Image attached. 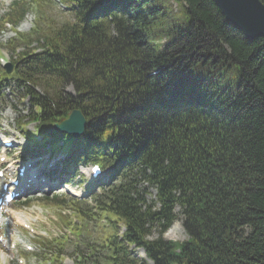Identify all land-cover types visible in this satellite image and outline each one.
<instances>
[{
	"label": "trees",
	"instance_id": "trees-1",
	"mask_svg": "<svg viewBox=\"0 0 264 264\" xmlns=\"http://www.w3.org/2000/svg\"><path fill=\"white\" fill-rule=\"evenodd\" d=\"M47 1L30 0L37 25L20 36L41 50L20 59L21 83L43 92L28 90L30 118L48 131L80 110V139L133 161L156 189V211L127 175L110 192L103 211L125 226L126 242L153 264H264V39L247 40L213 0H61L72 20L60 26L45 17ZM13 7L17 23L29 5ZM175 205L188 240L144 242L177 218ZM108 263L134 264L118 250Z\"/></svg>",
	"mask_w": 264,
	"mask_h": 264
},
{
	"label": "rangeland",
	"instance_id": "rangeland-1",
	"mask_svg": "<svg viewBox=\"0 0 264 264\" xmlns=\"http://www.w3.org/2000/svg\"><path fill=\"white\" fill-rule=\"evenodd\" d=\"M11 0H0V15L4 11V9L10 4ZM175 6V5H174ZM59 8L54 7L53 10L48 11V14H50L52 17H54L57 21L62 22L67 19L66 15L60 14L56 9ZM60 9V8H59ZM31 19V17H27V19ZM26 19V20H27ZM29 19L25 22H23L20 25V30L23 32H26L30 27L27 22ZM32 20V19H31ZM30 20V21H31ZM10 37H12L11 32H7V34H4L2 37H0V44H3L4 41L8 40ZM0 54L2 57V60L6 61L8 60V54L9 52L4 50L0 47ZM25 105L23 104L21 108L25 111ZM27 108V107H26ZM23 111L24 117L26 116V112ZM11 119V124H14L16 120ZM7 121H9L8 117H4ZM22 122H26V120H23ZM28 130L33 131V126L29 125ZM137 181H139V178H135ZM76 182V181H75ZM142 187H144V184H142ZM149 192L151 193L149 198H153V190L150 189ZM48 200V199H47ZM40 206H33L30 208H20L16 209L14 207H11L5 211L6 215L8 217H11L12 220H15L16 218H20V223L22 221H25L29 223L35 230L44 232L49 236L54 235L58 231H60L61 227L66 225L68 220L67 218H63L65 210H61L60 208H57L54 205V203H48V201H40ZM72 217V216H71ZM76 218V217H74ZM72 217V221L76 220ZM92 216H89L88 219L90 220ZM17 222V221H16ZM66 222V224H64ZM75 225L78 227V235L77 239L82 241H86L91 233V238L98 240L102 237V235L98 234L97 230L95 231L93 228L90 227V225H86L80 220L74 221ZM99 235V237H98ZM168 235L169 239H172L173 241H183L185 240L186 236L183 233V230L181 229V226L179 222L174 223L171 228L168 230V232L165 234V238ZM73 239V238H72ZM167 239V238H166ZM99 241H96L94 243H98ZM75 244H65L63 246V253L60 257L59 263L61 264H74L76 261V258L72 255L73 249L72 247ZM17 252V249L10 250L8 244L0 245V264H14L16 262L15 259L18 258V255L15 253ZM23 259L25 264H37L38 261L31 258H21ZM46 264V263H45Z\"/></svg>",
	"mask_w": 264,
	"mask_h": 264
},
{
	"label": "water",
	"instance_id": "water-1",
	"mask_svg": "<svg viewBox=\"0 0 264 264\" xmlns=\"http://www.w3.org/2000/svg\"><path fill=\"white\" fill-rule=\"evenodd\" d=\"M215 6L234 28L247 40L264 39V6L258 0H213ZM83 125L79 113L71 112L56 129L78 133Z\"/></svg>",
	"mask_w": 264,
	"mask_h": 264
},
{
	"label": "bare ground",
	"instance_id": "bare-ground-1",
	"mask_svg": "<svg viewBox=\"0 0 264 264\" xmlns=\"http://www.w3.org/2000/svg\"><path fill=\"white\" fill-rule=\"evenodd\" d=\"M37 174H38V170H37ZM40 174H43L42 172H40ZM40 184L43 185V182H41L40 180H38Z\"/></svg>",
	"mask_w": 264,
	"mask_h": 264
}]
</instances>
